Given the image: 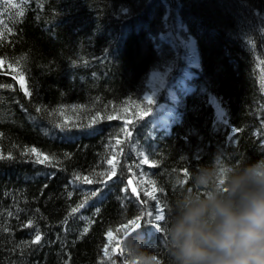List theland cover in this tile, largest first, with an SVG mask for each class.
<instances>
[{
  "label": "trees",
  "instance_id": "16d2710c",
  "mask_svg": "<svg viewBox=\"0 0 264 264\" xmlns=\"http://www.w3.org/2000/svg\"><path fill=\"white\" fill-rule=\"evenodd\" d=\"M174 1L0 0V264H130L107 233L118 244L137 218L136 238L164 255L155 216H170L177 180L264 157V0ZM176 21L197 67L166 37ZM168 65L176 80L190 68L192 90L153 136L148 76Z\"/></svg>",
  "mask_w": 264,
  "mask_h": 264
},
{
  "label": "clouds",
  "instance_id": "9594fccd",
  "mask_svg": "<svg viewBox=\"0 0 264 264\" xmlns=\"http://www.w3.org/2000/svg\"><path fill=\"white\" fill-rule=\"evenodd\" d=\"M176 183L165 254L133 234L130 264H264V157L238 169L213 161Z\"/></svg>",
  "mask_w": 264,
  "mask_h": 264
},
{
  "label": "rangeland",
  "instance_id": "374dc122",
  "mask_svg": "<svg viewBox=\"0 0 264 264\" xmlns=\"http://www.w3.org/2000/svg\"><path fill=\"white\" fill-rule=\"evenodd\" d=\"M175 2V1H174ZM177 23L172 22L167 26V35L169 42L176 43L177 46L181 47L183 50L184 58H195V41L193 38L188 35H183L182 32L185 31V27L181 24V22L176 21ZM168 25V24H167ZM178 66V65H176ZM191 68L192 65L189 64ZM182 69L179 73V78L176 80L172 75L174 73L175 68L171 65L166 66L163 70L155 69L153 72L149 74L148 82H147V91L144 95V99L153 106H157V111H155V116H153V112L151 111V125H150V133L153 136L161 134L169 133L170 127L178 121L179 115L176 113L174 109L176 102L180 100V96L186 95L187 92L192 90V87L187 85V80L191 79L189 75L190 68ZM173 79V81L169 82ZM171 83V84H169ZM162 97L169 98L170 105H166L161 103L163 100ZM166 105V108H165ZM164 108V109H163ZM157 114V115H156ZM126 125V123H124ZM174 124V125H175ZM114 158L113 160H115ZM110 180V178H108ZM156 221V220H155ZM159 222V221H158ZM158 225L155 223L153 228L150 230H158ZM114 238V237H113ZM109 239V238H108ZM117 239L112 240V244L108 246L110 250L116 251L117 244L114 242Z\"/></svg>",
  "mask_w": 264,
  "mask_h": 264
},
{
  "label": "snow or ice",
  "instance_id": "6c2138e0",
  "mask_svg": "<svg viewBox=\"0 0 264 264\" xmlns=\"http://www.w3.org/2000/svg\"><path fill=\"white\" fill-rule=\"evenodd\" d=\"M109 118H111V117H109ZM235 131L237 132L238 130L236 129ZM118 143H119V141H118ZM30 151H31L33 154H36L37 156L40 155V154L37 153L36 149H34V148H33V149H30ZM50 159H51L50 157H48V156H44L43 159H38L37 162H39V163H44L45 161H48V160H50ZM144 162H145V163L147 162V157H144ZM108 163H109V165L112 166L111 171L107 174L108 177L110 178L111 176H114V175H115V165H114V163H113L112 160H109ZM101 175H104V174H101ZM75 178H76L77 180H81V179H83V181H84V182H87V183H92V182H93L91 179H89V178L86 177V176L83 177V178H81L80 176H76ZM103 182H106V181H103ZM130 183H131V181H129V184H130ZM132 191H133L134 194L136 193V189H135V188H133ZM156 191H157L156 186H155L154 183H152V184H151V189H150V190H145V195L148 196V197H150L151 199L155 200V199H156V196H155V192H156ZM82 207H84V204L79 205L77 208H73V209H72V212L75 213V212H77V211L79 210V208H82ZM159 212H160V214L156 215V216H155V219H156L157 221H162V219H163V217H164V215H163V209H160ZM148 215H151V213H149ZM138 220H139V218L129 221L126 225L122 226L121 229H117V232L123 231L124 229L129 228V227H131V230L134 231L136 228L139 227ZM28 226H31V222H29V225H28ZM85 232H87V229H85ZM107 236H108V238H109V244L111 245V244H112V240H113V232H112L111 229L108 231ZM40 239H41V236H40L39 233H37L34 242H39ZM105 254H106V255L108 254V249H107V247L105 248Z\"/></svg>",
  "mask_w": 264,
  "mask_h": 264
},
{
  "label": "water",
  "instance_id": "95a60500",
  "mask_svg": "<svg viewBox=\"0 0 264 264\" xmlns=\"http://www.w3.org/2000/svg\"><path fill=\"white\" fill-rule=\"evenodd\" d=\"M171 4H174V0H171ZM129 181H131L130 184H129ZM127 182H128V189L131 191L132 195H133L135 198L139 199V198H140V190H139V188H138V186H137L136 180H135L134 178L130 177V178L128 179ZM133 188L136 189V193H135V194H134L133 191H132ZM138 223H139V227H138V228H136V229L133 231V230H131V227H129V228L126 230V232L124 233V235L122 236V238L119 240V242H118V244H117V248H116V254H117L118 256H122V255H123V252H124V246H125L124 244H125V242L127 241V239H128L129 237L133 236V234H137V231L140 230V228H141V222L138 221Z\"/></svg>",
  "mask_w": 264,
  "mask_h": 264
},
{
  "label": "bare ground",
  "instance_id": "6f19581e",
  "mask_svg": "<svg viewBox=\"0 0 264 264\" xmlns=\"http://www.w3.org/2000/svg\"><path fill=\"white\" fill-rule=\"evenodd\" d=\"M171 1V0H170ZM195 56V55H194ZM187 60V62H188V64H191L193 67H196V64H195V58H193V59H189V58H187L186 59Z\"/></svg>",
  "mask_w": 264,
  "mask_h": 264
}]
</instances>
